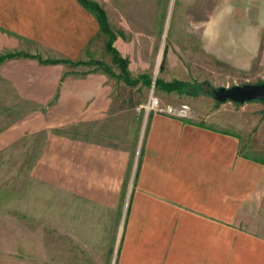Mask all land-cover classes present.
I'll return each instance as SVG.
<instances>
[{
  "label": "crops",
  "instance_id": "1",
  "mask_svg": "<svg viewBox=\"0 0 264 264\" xmlns=\"http://www.w3.org/2000/svg\"><path fill=\"white\" fill-rule=\"evenodd\" d=\"M173 1L176 33L194 39L209 63L235 72L262 67L264 0H94L130 41L151 39L161 5L166 13ZM121 40L114 47L128 58ZM104 43L77 0H0V54L35 58L0 64L2 111L38 108L0 133V147L63 130L47 136L33 172L52 189L57 219L41 264H264V161L238 154V135L214 125L218 114L206 122L152 114L139 145L116 144L100 138V125L126 113L138 130L141 99L119 96L95 67L76 74L37 59L110 63ZM128 61L131 79L145 75ZM125 121L105 136L124 137ZM74 127L80 137L65 134Z\"/></svg>",
  "mask_w": 264,
  "mask_h": 264
},
{
  "label": "rangeland",
  "instance_id": "2",
  "mask_svg": "<svg viewBox=\"0 0 264 264\" xmlns=\"http://www.w3.org/2000/svg\"><path fill=\"white\" fill-rule=\"evenodd\" d=\"M92 1L94 2V0ZM173 4L175 5L174 1L166 13L161 5L159 24L152 26L151 39L149 40L145 38L130 41L131 34L123 35L124 33L117 30L116 26L109 24L115 37L122 38V49L129 57L123 58L119 51L114 48L123 59L127 61L130 59L137 68L136 73L147 75L152 81L151 85L155 80H162L165 83L180 81L190 85H199V87L188 89L191 93L179 94L176 92L166 93L155 87H147V85L142 84L140 89L133 91L124 85V82L110 77L114 90L119 96L133 95L141 99L137 108L140 110L141 118H139L137 130L135 129V121L126 119L129 117L126 113L123 114L124 118L120 115L123 119L119 118L118 122L124 123V119L126 120L125 129H123L124 137L112 136L107 138L105 136L107 129L116 130L118 123L113 120L107 121V123L100 125L99 133L103 132V136L100 138L112 140L116 144L125 142V144L139 145L140 133L145 129L149 116L154 114L146 115L143 106L149 95L153 94L159 99L163 107H172L176 110L185 107L187 117L181 118L184 120L196 122L203 120L206 122L208 114L213 112L218 114L219 119L214 125L238 135L236 137L240 145L238 154L245 158L264 161V104L253 101L254 103L248 102L246 105L224 106L213 98V92L219 87L229 88L244 84H259L264 81V34L261 43L262 67L255 66L254 70L252 69L250 72L231 71L220 65L209 63L198 51L194 39H186L176 33L177 26L174 25L171 18L174 13ZM155 28L161 32L156 33ZM104 39L106 41L105 36ZM104 53H106L105 49ZM106 55L108 54L106 53ZM88 59L90 62L98 61L90 57ZM109 61L110 63L106 64L111 65V59ZM93 67L95 66H69L68 68L75 70L73 73L80 74ZM112 71L116 76L119 74L118 68L114 65ZM2 109L3 105L0 104V133L16 123L20 124L21 120H14L16 117H24L30 110L38 108L23 103L11 107L7 106L5 113ZM194 113L202 115L195 116ZM60 130L63 132L62 129ZM74 130L78 131L74 127L66 131L65 134L72 136ZM46 132L49 131L26 134L8 142L2 148L0 147V264H31L33 253L39 254V264H41V254L44 256L46 254L48 225L55 224V220H57L56 217L53 218V202L48 201V194L53 192L47 187L45 181L33 175L35 165L38 164L39 158L44 154L46 138L51 133L46 134ZM134 133L137 134L132 136ZM74 134L80 137L77 133ZM81 137L85 138L84 135ZM43 263L45 264V261Z\"/></svg>",
  "mask_w": 264,
  "mask_h": 264
},
{
  "label": "trees",
  "instance_id": "3",
  "mask_svg": "<svg viewBox=\"0 0 264 264\" xmlns=\"http://www.w3.org/2000/svg\"><path fill=\"white\" fill-rule=\"evenodd\" d=\"M77 2L86 10L88 11L96 20L99 31L102 33L105 38V52L110 56L111 59V65H108L102 61H95V62H82V61H69V60H47L42 61L40 58H37L41 64H49V65H56V64H65L72 67H78V66H95V71H101L103 74L117 78V80H120L124 82L128 86H136L138 83H142L143 85H149L151 86V80L146 75H141L137 77L136 79H131L129 72H128V61L126 59H123L117 50L114 48L113 43L116 39L115 34L113 30L110 28V25L108 23L106 14L104 10L95 2L92 0H77ZM18 58H32L35 59L32 56H29L27 54L18 53V52H4L0 54V64L7 60L12 59H18ZM116 66L119 70V74L116 76L112 71V66ZM85 75V74H83ZM264 82V81H263ZM154 87L158 90H162L166 93L176 92L179 94L182 93H191L189 90L196 89L199 87V85H190L188 83H183L180 81H172L169 83L162 82V80H155L154 81ZM50 133V132H46ZM54 134L61 135L62 132L58 130H54Z\"/></svg>",
  "mask_w": 264,
  "mask_h": 264
},
{
  "label": "water",
  "instance_id": "4",
  "mask_svg": "<svg viewBox=\"0 0 264 264\" xmlns=\"http://www.w3.org/2000/svg\"><path fill=\"white\" fill-rule=\"evenodd\" d=\"M214 100L218 103L231 102L242 105L248 102L264 104V82L260 84H244L229 88L219 87L214 92Z\"/></svg>",
  "mask_w": 264,
  "mask_h": 264
},
{
  "label": "built area",
  "instance_id": "5",
  "mask_svg": "<svg viewBox=\"0 0 264 264\" xmlns=\"http://www.w3.org/2000/svg\"><path fill=\"white\" fill-rule=\"evenodd\" d=\"M151 86L154 88V83H152ZM143 111L146 115L149 113H154L176 119L187 117V111L185 107H182L180 110H176L172 107H163L159 99L153 94H150L147 98V101L143 106Z\"/></svg>",
  "mask_w": 264,
  "mask_h": 264
}]
</instances>
